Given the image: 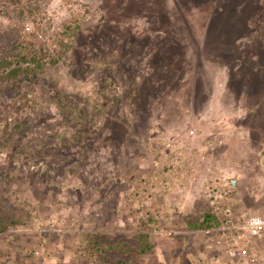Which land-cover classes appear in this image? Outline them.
<instances>
[{"label": "rangeland", "instance_id": "374dc122", "mask_svg": "<svg viewBox=\"0 0 264 264\" xmlns=\"http://www.w3.org/2000/svg\"><path fill=\"white\" fill-rule=\"evenodd\" d=\"M41 4L46 48L68 51L0 151V211L23 221L0 232V264H101L88 235L139 231L153 249L132 264H214L189 229L205 180L235 179L236 206L264 216V0Z\"/></svg>", "mask_w": 264, "mask_h": 264}, {"label": "trees", "instance_id": "16d2710c", "mask_svg": "<svg viewBox=\"0 0 264 264\" xmlns=\"http://www.w3.org/2000/svg\"><path fill=\"white\" fill-rule=\"evenodd\" d=\"M226 10V2L216 5L211 12L214 22L221 19L220 15H215ZM1 18L6 19L8 24L0 25V151L9 130L19 128L16 124L12 126L16 115L24 108L36 107L35 80L44 73L47 65L56 66L68 51L64 43L55 54L46 48L43 41L46 40L44 35L49 24L43 18L41 0H0ZM29 26L30 29L27 28ZM80 30L81 21L76 19L63 27L61 35L71 39ZM12 91L13 95L10 96ZM19 218L17 212L4 216L0 211V232L9 225L23 222ZM217 226V220L207 206L200 218L189 224V229L201 232ZM85 248L97 263L132 264L150 254L153 246L148 233L139 231L129 242H116L105 235L90 234L86 238Z\"/></svg>", "mask_w": 264, "mask_h": 264}, {"label": "built area", "instance_id": "2783aa9c", "mask_svg": "<svg viewBox=\"0 0 264 264\" xmlns=\"http://www.w3.org/2000/svg\"><path fill=\"white\" fill-rule=\"evenodd\" d=\"M205 180L204 195L218 226L202 233L208 245L216 249L217 259L233 264H264V216L239 209L231 203L237 181Z\"/></svg>", "mask_w": 264, "mask_h": 264}, {"label": "crops", "instance_id": "0c3cea01", "mask_svg": "<svg viewBox=\"0 0 264 264\" xmlns=\"http://www.w3.org/2000/svg\"><path fill=\"white\" fill-rule=\"evenodd\" d=\"M252 102V99L250 100V103ZM249 103V102H248ZM247 106V105H246ZM264 113V111H263ZM253 130V129H252ZM255 132H257V135L258 137H264V121H261L260 122V127L257 129V130H253ZM251 139V138H250ZM232 198V201L231 203L233 205H236V202L234 201L233 199V196L231 197ZM260 213H264L263 211H259ZM206 247L205 248H208V247H211L210 245H208L206 242ZM211 250V249H210ZM214 250V249H213ZM215 251V250H214ZM214 255H215V259H214V264H233V261L231 262L230 260H224L223 258L222 259H217V256H216V251L214 252ZM213 261V260H212Z\"/></svg>", "mask_w": 264, "mask_h": 264}]
</instances>
